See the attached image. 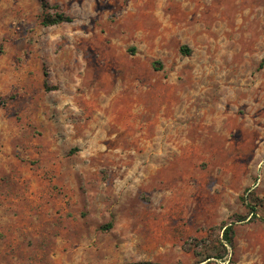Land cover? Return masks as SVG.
Wrapping results in <instances>:
<instances>
[{
  "label": "rangeland",
  "instance_id": "1",
  "mask_svg": "<svg viewBox=\"0 0 264 264\" xmlns=\"http://www.w3.org/2000/svg\"><path fill=\"white\" fill-rule=\"evenodd\" d=\"M47 1L0 0V264H264V0Z\"/></svg>",
  "mask_w": 264,
  "mask_h": 264
},
{
  "label": "trees",
  "instance_id": "2",
  "mask_svg": "<svg viewBox=\"0 0 264 264\" xmlns=\"http://www.w3.org/2000/svg\"><path fill=\"white\" fill-rule=\"evenodd\" d=\"M42 3V6L44 10L47 11L46 16L44 17L43 23L45 26H56L60 25L62 23L71 22L72 18L65 15L64 13L56 12L54 14L49 12L50 5L47 0H40ZM58 7V6H56ZM182 51L185 53H190V50L188 48H183ZM243 201L246 202L248 209L250 210L251 214L253 215V220L259 219L264 221V217L260 216L257 212L258 207L260 206L258 198L246 199L245 197L242 198ZM249 200H253L249 202ZM248 201V202H247ZM245 221L244 218L238 217L237 222H243ZM235 223H232L230 225L224 224L221 229H224L223 239L219 240L217 244H213L212 242H208L206 240H200L197 241L194 246L192 244H187L185 246L186 251H195L196 256L200 260V263L206 262L210 263L212 262V259L226 262V257L228 255V248H233L235 246ZM211 244V245H210ZM198 249V250H196ZM206 263V264H207ZM127 264H159V263H153V262H133V263H127ZM175 264H183L182 262H178Z\"/></svg>",
  "mask_w": 264,
  "mask_h": 264
}]
</instances>
